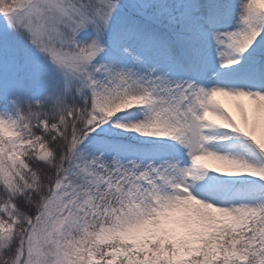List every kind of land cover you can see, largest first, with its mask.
I'll return each instance as SVG.
<instances>
[{
	"label": "snow or ice",
	"instance_id": "1",
	"mask_svg": "<svg viewBox=\"0 0 264 264\" xmlns=\"http://www.w3.org/2000/svg\"><path fill=\"white\" fill-rule=\"evenodd\" d=\"M0 264H264V0H0Z\"/></svg>",
	"mask_w": 264,
	"mask_h": 264
},
{
	"label": "rangeland",
	"instance_id": "2",
	"mask_svg": "<svg viewBox=\"0 0 264 264\" xmlns=\"http://www.w3.org/2000/svg\"><path fill=\"white\" fill-rule=\"evenodd\" d=\"M219 99H221V101L227 106L230 108V110H233L234 109L232 108V104H231V101H229L227 98H223V97H219Z\"/></svg>",
	"mask_w": 264,
	"mask_h": 264
}]
</instances>
